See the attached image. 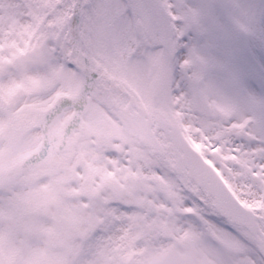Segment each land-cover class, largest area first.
Here are the masks:
<instances>
[{
  "label": "rangeland",
  "instance_id": "obj_1",
  "mask_svg": "<svg viewBox=\"0 0 264 264\" xmlns=\"http://www.w3.org/2000/svg\"><path fill=\"white\" fill-rule=\"evenodd\" d=\"M73 3L0 0V100L13 101L10 115L0 112V170L24 160L39 142L27 138L22 116L33 112L42 118L57 94L74 98L82 86L84 75L75 70L73 57H67ZM78 32L77 41L82 36L80 22ZM44 41L54 48L47 58L36 51ZM86 52L99 72L125 88L150 114L175 121L187 139L204 135L208 120L217 127L222 111L218 105H210L212 117L203 118L193 104L146 91L127 57ZM88 98L82 127L60 152L65 160L55 153L0 185V245L9 253V262L149 264L144 251L153 247L169 253L164 264H185L180 259L184 254L191 257L188 264H243L246 254L226 250V245H239L246 252L234 238L217 245L184 238L182 233L174 236L169 215L170 205L179 199V186L165 178L171 172L169 156L154 155L142 144L135 126L111 107L106 93L97 88ZM119 100L125 102L126 97ZM234 101L241 105L239 94ZM70 118L66 109L53 112L49 135L58 136ZM211 147L208 143L199 150ZM151 173L163 181L165 194L149 183ZM181 239L187 240L185 246L179 244Z\"/></svg>",
  "mask_w": 264,
  "mask_h": 264
},
{
  "label": "snow or ice",
  "instance_id": "obj_2",
  "mask_svg": "<svg viewBox=\"0 0 264 264\" xmlns=\"http://www.w3.org/2000/svg\"><path fill=\"white\" fill-rule=\"evenodd\" d=\"M78 14L85 51L127 57L148 92L222 110L213 134L186 139L175 154L169 223L177 237L234 238L248 264H264V0H84L73 22ZM36 51L47 58L54 48L44 41ZM144 255L149 264L169 258L163 248Z\"/></svg>",
  "mask_w": 264,
  "mask_h": 264
},
{
  "label": "water",
  "instance_id": "obj_3",
  "mask_svg": "<svg viewBox=\"0 0 264 264\" xmlns=\"http://www.w3.org/2000/svg\"><path fill=\"white\" fill-rule=\"evenodd\" d=\"M79 4V0H77V2L75 3ZM77 24V23H76ZM77 36V25L75 26V31L72 34V40L74 39V37ZM74 41H72L71 45L73 46ZM76 52L77 53V58L75 59V64L76 67L83 71V72H88L91 74H95V71H92L90 69V63L89 60L87 58L86 55L81 54V52L78 51H71L70 55ZM95 76V75H94ZM97 77V76H95ZM196 103V108L199 112L209 115V107L206 108H201L198 106L197 102ZM130 105H134V103H129V105L127 106V108L129 109ZM9 103H1L0 104V108L7 112L8 108H9ZM136 108L138 110L137 113H135L134 115L128 114L127 113V108H125L123 111L124 113L127 115V117L133 122V124L136 126L138 134H139V139L144 143L147 144L151 149H153L154 151L157 150V147H159V143L155 138V133L157 132L158 129H161L164 131V133L166 135L169 136L170 140H171V149H172V154H173V161L175 159V154L178 150V148L180 146H182V142L185 141L184 137L182 136L178 126L173 123V122H169L168 120L157 116L155 117V119H152L151 117L148 116L147 112L141 108L140 106L136 105ZM82 114V108L80 107L77 112L75 113L74 118L78 119ZM153 122H156V126L154 127L153 130H151V126L153 124ZM158 151V150H157ZM43 153H46V150H39V152H37L36 154L32 155L25 163H23L21 165V168H27L28 166L36 163L37 161H39L40 159H43ZM21 173V169L19 168H9L6 169L2 172H0V181H2L3 179H9V178H13L17 175H19ZM150 181L158 188H161V183L159 182V180L156 178L155 175H150Z\"/></svg>",
  "mask_w": 264,
  "mask_h": 264
},
{
  "label": "flooded vegetation",
  "instance_id": "obj_4",
  "mask_svg": "<svg viewBox=\"0 0 264 264\" xmlns=\"http://www.w3.org/2000/svg\"><path fill=\"white\" fill-rule=\"evenodd\" d=\"M96 85L100 86V90L102 92H106L108 94V91H107V84L105 83L104 85L100 82H96ZM79 93V92H78ZM109 93L112 94V96H116L118 95L119 98L120 97H126L125 94L121 93V91H115V92H112L111 90H109ZM88 98L86 97V102H85V106H86V109H87V105H88ZM76 103L74 102V99H68L66 101H63L61 103V106H58V109L57 111L55 112H58L59 110H65L70 112V116L72 112H74V110L76 109ZM35 113V112H34ZM49 120V121H48ZM50 123V119H45V113L43 114L42 118L40 117V115L37 116V113L36 115L33 114V112H28V113H25L23 116H22V124L23 126L26 128V131L28 132V135L29 137H27L28 139L32 140L36 137L38 138V145L37 146H44L46 145V143H52L49 145V153H48V157H50L51 155L53 154H59L58 158L60 159L61 157L65 160V158L60 155L63 150L67 149V147L69 146V143H70V138L72 137V135L70 137H68L64 143L62 144H59L57 143L58 142V139H60V135H61V132H62V128H61V131H60V134L57 136V135H53V137H51L49 135V132H48V124ZM26 139V137H24ZM158 138L161 140L162 143L166 144V140L163 139V136L161 134L158 135ZM27 140V139H26ZM74 147V144H72V148ZM55 158V155L53 156ZM44 162V161H43ZM74 165L76 166V162L75 161H72L71 165ZM227 248L229 249L230 246L227 245ZM237 254L239 255H245L244 253V249L238 247V250L236 251ZM246 258H245V261H244V264H248V257L247 255H245ZM244 256V257H245ZM240 260V259H239ZM238 260V263H240V261Z\"/></svg>",
  "mask_w": 264,
  "mask_h": 264
}]
</instances>
